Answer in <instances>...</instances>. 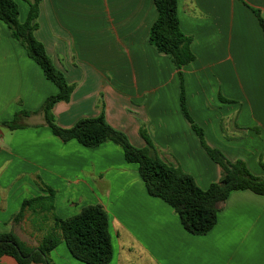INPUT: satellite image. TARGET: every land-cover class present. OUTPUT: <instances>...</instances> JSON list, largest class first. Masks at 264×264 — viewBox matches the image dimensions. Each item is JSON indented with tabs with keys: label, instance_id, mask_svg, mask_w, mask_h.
<instances>
[{
	"label": "crops",
	"instance_id": "1",
	"mask_svg": "<svg viewBox=\"0 0 264 264\" xmlns=\"http://www.w3.org/2000/svg\"><path fill=\"white\" fill-rule=\"evenodd\" d=\"M252 9L264 18V0H177L195 56L182 70L187 109L211 146L264 176V37ZM155 19L153 0H40L34 36L73 85L69 100L52 112L63 128L103 113L138 148L146 146L143 126L158 156L205 189L218 168L181 113L177 70L148 43ZM56 92L0 21V122L33 111L21 119L23 128L0 125V233L13 231L37 245L52 228L51 215L34 221L27 213L22 223L10 222L23 199L45 194L40 177L55 190L60 218L89 204L104 207L113 251L108 264H264V196L232 191L211 230L189 233L166 202L147 193L119 146L85 147L51 133L36 111ZM9 257L0 262L17 264ZM50 258L85 264L64 242Z\"/></svg>",
	"mask_w": 264,
	"mask_h": 264
},
{
	"label": "trees",
	"instance_id": "2",
	"mask_svg": "<svg viewBox=\"0 0 264 264\" xmlns=\"http://www.w3.org/2000/svg\"><path fill=\"white\" fill-rule=\"evenodd\" d=\"M27 3L24 20L19 19V6L15 0H0V21L11 38L17 41L26 54L39 65L45 78L57 87V92L45 98L36 112L43 115L45 125L63 142L76 140L85 147H95L104 142L119 146L124 159L137 166L147 193L166 202L179 217L183 228L192 234H205L215 225L217 213L232 191L248 190L264 196V176L254 175L241 159L230 160L205 139L203 128L191 117L185 96L183 67L195 58L191 50L192 37L185 34L179 24L177 0H153L156 19L148 33V43L158 52L165 54L177 70L179 84V106L185 121L196 134L202 149L217 165L218 178L205 189L200 188L194 178L178 165L163 160L143 126L139 132L146 142L143 148L130 143L125 133L110 126L103 113L96 117L77 120L69 128L60 127L52 108L59 101H68L73 85L69 84L62 71L58 70L46 53L43 44L34 36L38 23L40 0H23ZM257 17L264 37V18L260 11L252 9ZM33 111L20 110L11 121L0 125L10 130L23 128V117ZM264 169V162L260 163ZM39 188L45 192L22 200L19 210L10 222L22 223L27 213L36 221H46L51 215L52 228L37 245L21 240L13 231L0 233V258L12 257L17 264H53L50 252L64 242L71 255L85 264H108L112 258L111 236L108 229L107 212L101 204H89L72 216L60 218L54 213L55 190L37 177ZM1 264V263H0Z\"/></svg>",
	"mask_w": 264,
	"mask_h": 264
},
{
	"label": "rangeland",
	"instance_id": "3",
	"mask_svg": "<svg viewBox=\"0 0 264 264\" xmlns=\"http://www.w3.org/2000/svg\"><path fill=\"white\" fill-rule=\"evenodd\" d=\"M17 2L19 3V5H20V16L21 15H24V13H25V11H26V9L25 8H27V3H25V2H22L21 0H17ZM25 7V8H24ZM19 19H21V17H19ZM23 19V18H22ZM21 19V20H22ZM8 259H10V261H12L13 263H16L15 261H14V259L13 258H8ZM1 263V262H0ZM1 264H3V263H1Z\"/></svg>",
	"mask_w": 264,
	"mask_h": 264
}]
</instances>
